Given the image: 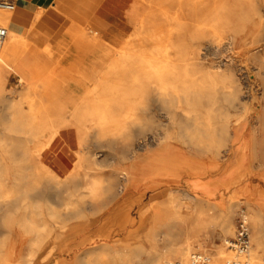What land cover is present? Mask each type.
Instances as JSON below:
<instances>
[{
  "label": "rangeland",
  "instance_id": "obj_1",
  "mask_svg": "<svg viewBox=\"0 0 264 264\" xmlns=\"http://www.w3.org/2000/svg\"><path fill=\"white\" fill-rule=\"evenodd\" d=\"M237 2L244 6L247 14L243 17L244 28L237 34L236 43H224L220 51L213 49L202 60L205 67L202 71L210 69L212 64L229 61L232 71L237 73L241 83L243 81L242 96L247 101L246 105L251 107L246 113L231 108L229 114L233 121L240 116V122L234 123V126L241 134L240 151L246 161L245 167L233 174L229 140L221 144L208 141L190 143L179 135L176 128L170 130L168 137H163L164 129L157 131L154 123L139 129L138 124L129 122L123 131L107 135H101L97 128H87L83 134L85 151H88V155L97 153L99 163L95 164L89 156L84 166L76 167L77 153L83 147L79 143L74 119L68 112L65 120L69 123L53 136V146L43 160L59 178H52L46 172H40L36 177V163L21 156L20 146L24 135L6 128L8 116L15 112L9 105L16 103L17 97L22 94L31 96L32 103L39 106L54 98L52 95L55 96L57 92L54 84L84 78L80 70L85 67L84 70L90 72L97 66L89 56L93 49L91 41L100 44L103 35L97 34L87 23L80 24L76 32L59 33L64 26L62 22L54 23L51 28L45 27L42 38L37 39L34 35L37 26L29 25L28 18L21 29L25 33L23 41L31 43L37 54L35 57L29 54L15 55L0 63V186L3 185L4 191L9 189L13 193L9 198L8 213L16 220L12 226L3 220L6 203L0 191V264H82L81 259L90 251H94L93 260L100 257V245L111 246L119 254L129 249L142 251L131 261L128 257H119L108 264H141L149 257L151 243L142 240L140 234L130 236V231L138 229L139 233H158L159 228L150 225L154 217L156 222L170 220L175 223L174 231L181 232L185 225L178 216L182 213L191 220L201 222L190 252H207L213 257L218 245L230 247L219 236L220 218L223 213L230 212L232 215L233 232L224 237L229 241L234 236L241 209L250 223L251 248L255 245V226L251 220L255 209L252 203H264V167L259 166L264 161V142L255 129L256 106L264 101V91L261 78L255 75L258 62L253 48L264 46V0ZM55 6L60 20L68 18L65 9L57 4ZM130 9L132 15L129 14ZM143 13L144 8L140 4L128 6L127 12L122 13L117 23L122 28L129 26L133 30ZM237 23L234 18L230 24L234 27ZM127 31L111 39L112 43L123 40ZM57 34H62V37L55 38ZM115 52L116 48L111 55ZM244 65L246 69L242 68ZM94 85L95 81H88L84 87L92 88ZM134 94L142 104L155 108L160 106L158 101L149 100L147 88ZM250 97H256V100ZM154 113L158 119H165L160 116L162 110ZM137 115L142 116L141 124L151 120L148 112L137 111ZM37 139L44 140L45 135L40 132ZM144 143L146 145L142 147ZM132 150H135L133 157ZM60 159H66L68 164L63 166ZM210 169L212 171L208 173ZM70 172L74 178H65ZM122 176L125 178L122 179ZM122 182L125 188L120 193L118 187ZM91 186L97 188L93 194L89 190ZM187 190L199 199L189 203L188 208L180 207L178 203H183L182 195ZM72 202L78 203L77 213L67 210L64 205ZM111 213L116 218L108 220ZM124 222L126 226L122 227ZM12 236L16 244L15 252L6 260L3 258ZM258 251L260 255L264 254L262 248ZM234 254L242 255L235 253V250Z\"/></svg>",
  "mask_w": 264,
  "mask_h": 264
},
{
  "label": "bare ground",
  "instance_id": "obj_2",
  "mask_svg": "<svg viewBox=\"0 0 264 264\" xmlns=\"http://www.w3.org/2000/svg\"><path fill=\"white\" fill-rule=\"evenodd\" d=\"M138 4L144 8L138 25L133 30L128 29L123 40L115 47L116 52L113 55L102 56L95 51L92 59L97 66L90 72H86L82 65L84 68L79 72L84 78L76 79L75 82L65 81L54 84L57 90L56 95H52L54 98H49L50 100L46 103L42 102L39 106L32 103L31 96L22 94L17 97L16 103L9 105L15 112L8 116V120L6 119V128L24 135L20 146L21 156L36 163L34 164L36 177L40 172H46L52 178H59L43 163V157L53 146L51 145L53 136L69 123L65 120L68 112L74 119L79 143L83 147V150L77 153L76 167L84 166L89 156L95 164L99 163L97 153L88 155V151H85L83 134L87 128H97L101 135H107L123 131L129 122L138 124L139 129L154 123L157 131L160 128L164 129L163 137H168L170 130L176 128L179 135L190 143L208 141L212 144H221L229 140L233 158L231 173L245 167V155L241 153L239 143L241 134L234 126V123L240 122V116L234 120L235 122L229 117L231 108H238L242 113L251 109L242 96L243 81L241 83L237 73L232 71L233 67L229 61L210 63L212 64L210 69L202 71L205 68L202 60L207 52L213 49L215 52L220 51L224 43L228 45L236 43L237 34L244 28L243 17L247 10L245 11L244 6L237 0H136L135 5ZM15 10H0V24L8 28V34L0 44V63L15 55L29 54L35 57L37 54V50L31 47V43L23 41L25 33L17 27L19 21L15 17L17 12ZM131 10H129L130 15L133 14ZM58 16L59 14L51 8L37 10L33 16L26 15L25 18H30L29 25L37 26L34 32L37 39L42 38L45 27L51 28L54 23L63 22L64 26L59 33L76 32L71 23L60 20ZM234 18L239 23L233 27L230 23ZM263 48L264 46L260 45L253 49L257 53L255 58L258 62L255 75L261 78L264 91ZM260 51L262 52L259 53ZM242 68L246 69L247 66L244 65ZM88 81H95V85L92 88L84 87ZM143 88H147L150 101L160 103L159 107L142 104L140 98L134 97V93ZM250 98L256 100V97ZM256 108L255 129L264 142V101L260 102ZM156 110H162L163 113L160 116L165 119H158L157 112L154 113ZM137 111L150 113V122L146 120L144 124H141L142 116L137 115ZM40 132L45 135L44 140L37 139ZM145 145L146 143L142 144V147ZM134 155L135 150H132V157ZM259 166L264 167V161ZM211 171L210 169L208 173ZM70 173L65 178H74L73 173ZM123 178L125 176H122ZM124 188L125 185L122 182L118 187L119 192H123ZM89 190L93 194L97 188L91 186ZM0 191L6 203L3 220L12 226L16 220L8 213V208L9 198L13 193L9 189L4 191L3 185L0 186ZM182 198L183 203L178 205L184 208H188L189 203L199 199L189 190L183 192ZM64 205L67 210L77 213V202ZM252 206L255 209L254 217L253 212L251 213L256 233L255 245L252 248L250 246L251 249L247 255L238 257L241 262L247 264H264V254L260 255L258 251L259 248L264 251V203L253 202ZM192 210H195L193 206ZM114 218H116L114 213L108 215V220ZM189 218L185 213L178 216L185 225L181 232L174 231L175 223L169 222L170 220L156 222L154 217L151 218L150 225L159 228L158 233L152 234L148 231L139 233L138 229H132L130 236L140 234L142 240L151 243L149 257L141 264H168L173 258L180 259L185 264H197L191 259L194 252L190 251L193 241L198 237L201 222ZM220 219L219 236L228 243L224 237L233 232L232 215L230 212L223 213ZM142 222L144 223V220ZM121 226L125 227V222ZM14 247V236H12L3 259L12 257L15 252ZM93 252H88L81 259L82 264H108L119 257H128L131 261L132 257L142 253V251L129 249L119 254L111 246L100 245V257L93 260L91 258ZM233 252L234 250L228 245L220 244L216 247L213 257L209 256L208 264H228V261L237 257L235 254L233 256Z\"/></svg>",
  "mask_w": 264,
  "mask_h": 264
},
{
  "label": "crops",
  "instance_id": "obj_3",
  "mask_svg": "<svg viewBox=\"0 0 264 264\" xmlns=\"http://www.w3.org/2000/svg\"><path fill=\"white\" fill-rule=\"evenodd\" d=\"M14 2L16 4L15 12L18 8L15 17L19 21L17 26L19 30L23 28L24 23L29 18H25V16L33 14L37 10H50L52 8L54 12L59 14L55 4L66 10L69 16L65 20L71 23L76 31L80 28V24H89L97 34L103 35V38L100 37V44H97L95 40L91 41L93 49L89 56L92 57L95 51H98L102 56L111 55L113 49L122 40L112 43L113 38L122 36L129 29V26L122 28L118 25L117 20L122 17L123 12H127L128 6L135 5L136 0H14ZM91 33L93 34L92 30ZM60 37L62 34L55 35V38ZM48 38L51 37L48 36ZM90 38L92 39L91 35ZM68 51L69 49L65 52L66 55ZM60 161L63 166L68 164L66 159H60Z\"/></svg>",
  "mask_w": 264,
  "mask_h": 264
},
{
  "label": "built area",
  "instance_id": "obj_4",
  "mask_svg": "<svg viewBox=\"0 0 264 264\" xmlns=\"http://www.w3.org/2000/svg\"><path fill=\"white\" fill-rule=\"evenodd\" d=\"M16 4L14 0H0V10L13 11L15 10ZM8 34V28L0 24V44L5 40ZM229 246L237 252V254L247 255L249 252L251 241H250V223L247 219V215L243 209L238 214L234 236L228 241ZM191 259L197 264H208L209 254L197 251L191 256ZM168 264H185L180 260H172ZM228 264H247L241 262L239 257L228 261Z\"/></svg>",
  "mask_w": 264,
  "mask_h": 264
}]
</instances>
